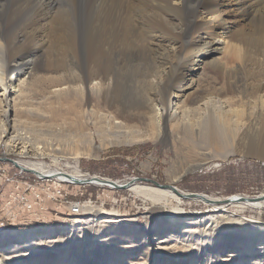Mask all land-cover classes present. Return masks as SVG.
<instances>
[{"label":"bare ground","instance_id":"obj_1","mask_svg":"<svg viewBox=\"0 0 264 264\" xmlns=\"http://www.w3.org/2000/svg\"><path fill=\"white\" fill-rule=\"evenodd\" d=\"M79 3L80 0H0V96L12 91L18 105L25 81L44 56L41 51L48 48L52 39L65 37V31L73 29L70 18L73 7ZM94 6L95 11L89 17L77 20L74 34L79 38L77 53L69 56L71 62L63 57L70 67L68 83L50 91L54 97L48 108L50 137L33 140L29 133L23 129L18 132L14 127L16 131L12 130V134H15L4 142L9 152L54 155L61 146L59 156L96 157L106 146L155 140L161 135L167 138L170 132L174 148L187 161L183 166L177 159L168 171L171 179L178 180L202 164L197 157L206 156L210 150L218 157L235 153L249 156L256 150L257 154L258 150H264L263 142L245 136L254 124H260L264 132V75L259 73L254 84L246 85L250 73L246 76L243 71L245 75L240 76L237 71V67H264V0H96ZM30 39L34 40V47L11 55L16 45ZM213 51L224 55L211 66L216 74L211 76L213 84L200 89L197 75L205 69L206 57ZM121 58L131 61L122 62ZM134 60L136 63H132ZM128 83H135L134 101L128 96ZM73 97L79 100V108L71 101ZM7 135L4 129L0 145ZM14 163L40 177H50L53 185L54 181L60 185L66 182L104 185L114 181L84 176L78 170H49L36 162ZM114 182L118 186L128 184L131 190L160 207L167 218L163 228L147 229L140 243L114 239L111 244L116 246V254L99 264H141L137 260L148 264H257L264 260V225L238 218L236 221L225 211L229 204L264 206V195L259 194L251 201L238 195L194 197L213 207L212 211L199 215L188 214L173 204L190 194L173 185L165 188L132 184V180L125 184ZM171 203L169 213L165 209ZM80 209V212L90 209L91 220L104 215V223L115 217L114 213L97 210L91 204H81ZM237 225L263 236L251 239L239 250L227 251L219 240L230 230H237ZM171 231L177 234H168ZM3 232L14 233L18 242L6 241L7 246L0 252V264H10L11 253L23 259L25 251H36L41 243L50 241L45 229ZM155 235L161 237L152 238ZM152 239L158 241L156 249L145 244ZM109 240L110 237L102 240V246ZM145 248L143 256L136 255ZM55 264L98 263L94 258L78 256L66 257Z\"/></svg>","mask_w":264,"mask_h":264},{"label":"rangeland","instance_id":"obj_2","mask_svg":"<svg viewBox=\"0 0 264 264\" xmlns=\"http://www.w3.org/2000/svg\"><path fill=\"white\" fill-rule=\"evenodd\" d=\"M95 1L80 0L79 6L73 7L74 14L70 18V26L73 29L70 30L69 28L68 32L65 31V37L52 39L53 42H50L48 48L41 51L42 56H44L39 60L33 75L25 81L18 105L15 104L12 91L5 96H0V135L4 129H7L8 132L0 145V252H2L3 247L7 246L6 241L8 239L14 240L15 237L13 236L14 233L8 235L3 232L6 230L22 232L45 229L49 236L48 239H50L46 243H41L36 251H34L35 249L25 251L22 255L24 256L23 259L21 256V258L17 257L15 255L17 253H11L8 255L9 258L12 257L10 264H20L18 262L55 264V262L57 263L66 257L70 259L78 256H82V259L94 258L96 263H103L113 254H116V246L111 244L114 239L133 240L135 243H140L147 229L163 228L167 218L161 213L160 207H156L146 197L144 198L143 195L136 193L129 187L117 188L108 184H77V182H66L60 185L56 181L53 185V181L48 179L50 177L41 176V178L37 173L31 172L25 167L17 166L14 163L17 161L41 163L49 170L60 169L67 172L78 170L84 176L96 175L118 181L121 184L136 179L132 184L156 186L152 182L155 180L159 184L173 185L186 193H198L209 197L225 198L234 195L255 197L264 194V150H258V154L256 150L254 155L249 156L235 153L226 157L214 156L213 151L210 150L206 156L201 154L197 157L203 162L198 167L184 173L178 180L171 179L168 171L176 160L178 159V164L182 163L183 166L187 164V161L181 152L174 148V141L170 132L167 138L161 135V138L155 140L146 139L143 141L142 139L132 143L106 146L96 157L59 156L63 151L61 146L60 152L54 155L34 156L31 153L22 155L8 151L4 142H6V138L10 140L11 136L15 134V132L12 134V130H15L14 127L18 128V132L23 129L24 132L29 133L33 140H43L44 137H50L48 108L51 105L50 101L54 100L50 91L55 86H63L68 83L70 67L64 63V60L67 59L68 62H71L70 57L77 53L75 47L79 43V38L77 34L74 35L78 26L77 20L80 21L82 18L89 17L95 11ZM89 30L90 24L88 32ZM75 36H77L76 39ZM34 43V40L30 39L26 43L16 45L11 55L16 56L24 50L34 47L36 45ZM53 45L55 46L53 47ZM213 52L215 53L205 55L207 56L206 67L197 75L200 89L213 84L211 76L216 74L211 66L219 57L224 55L216 51ZM129 56L131 58V55ZM131 59L121 58L120 61L130 62ZM134 61L132 63H136V60ZM239 68L237 67V71L240 72V76L245 74L248 76L250 73V81L244 82L246 85L254 84L258 80L259 73L264 75V67L261 66ZM134 84L128 83L126 87L131 101L136 100L135 97L137 96ZM227 94L226 96L229 95ZM71 101L77 107L79 106V100L76 97H73ZM244 106L243 103V108ZM15 120L20 124H15ZM245 136L249 140L255 139L264 143V132L261 130L260 124H254L246 131ZM247 138L245 139L247 140ZM16 193L23 195L19 196ZM74 201L91 204L97 210L110 211L114 213L113 216L115 217L112 222L104 223L102 222L104 215L91 220L92 211L90 209H86V212H69L70 203ZM29 204L30 207H28ZM173 204H178L188 214L204 215L213 210L211 204L204 203L194 197H183L179 201H174ZM162 210L170 213L172 203L165 210ZM225 211L232 214L234 220L237 218L239 220H251L254 225H256L255 223L264 225V206L242 205L240 207L229 204L225 206ZM56 212L59 214L56 215ZM238 219L236 221H239ZM107 224L112 225V227H108ZM236 227H238L237 230H230L229 234L219 240V243L223 242L221 244L225 245L227 251L239 250L247 246L251 239L257 238L259 240L263 236L256 235V232H252L248 227L238 225ZM104 228L106 229L104 230ZM168 234L176 235L177 232L171 231ZM107 237H110L109 242L102 246V240ZM155 237L158 238L161 235L152 236V238ZM13 242L18 241L14 240ZM157 243V240L152 239L145 244L151 249H156ZM146 250L145 248L143 252H137L136 255L143 256ZM33 258L38 259L31 262ZM137 262L148 264L147 262L143 263V260H137ZM257 264H264V260Z\"/></svg>","mask_w":264,"mask_h":264},{"label":"water","instance_id":"obj_3","mask_svg":"<svg viewBox=\"0 0 264 264\" xmlns=\"http://www.w3.org/2000/svg\"><path fill=\"white\" fill-rule=\"evenodd\" d=\"M133 181H136V179H134ZM152 182L155 184V185H159L160 187H165V188H167V187H170L171 185H168V184H159L157 181H155V180H152ZM109 185H112V186H116V187H118V188H127L128 187V184H125V185H120V186H118V185H116L115 184V182L114 181H112L111 182V184L110 183H108ZM264 195V194H263ZM202 196V194H198V193H190V194H187L186 195V197H201ZM241 199H243V200H247V201H251V200H255V198L254 197H247V196H242V197H240Z\"/></svg>","mask_w":264,"mask_h":264},{"label":"built area","instance_id":"obj_4","mask_svg":"<svg viewBox=\"0 0 264 264\" xmlns=\"http://www.w3.org/2000/svg\"><path fill=\"white\" fill-rule=\"evenodd\" d=\"M81 204H84V203L77 202V201L71 202L70 206H69V212H80L81 211V209H80ZM28 207H30V204L28 205Z\"/></svg>","mask_w":264,"mask_h":264}]
</instances>
